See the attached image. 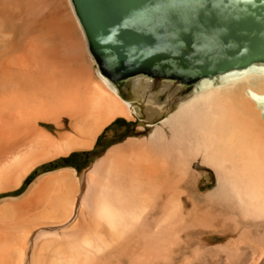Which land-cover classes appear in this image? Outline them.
<instances>
[{"label": "bare ground", "instance_id": "6f19581e", "mask_svg": "<svg viewBox=\"0 0 264 264\" xmlns=\"http://www.w3.org/2000/svg\"><path fill=\"white\" fill-rule=\"evenodd\" d=\"M66 158L0 199V264H264V62L116 82L76 0H0V196Z\"/></svg>", "mask_w": 264, "mask_h": 264}, {"label": "water", "instance_id": "95a60500", "mask_svg": "<svg viewBox=\"0 0 264 264\" xmlns=\"http://www.w3.org/2000/svg\"><path fill=\"white\" fill-rule=\"evenodd\" d=\"M103 71L188 88L264 62V0H76Z\"/></svg>", "mask_w": 264, "mask_h": 264}, {"label": "rangeland", "instance_id": "374dc122", "mask_svg": "<svg viewBox=\"0 0 264 264\" xmlns=\"http://www.w3.org/2000/svg\"><path fill=\"white\" fill-rule=\"evenodd\" d=\"M88 53L90 54V50L89 49H88ZM96 66L99 68L98 63H96ZM189 90L190 89H187L183 93V95H186L189 92ZM123 92H124L125 98L130 99V100L131 99H134V98H132L131 92L133 93V91H132V88L131 87L130 88L129 87L128 88L125 87L123 89ZM137 105H139V106H141V107H143L145 109V103L144 102L140 101ZM141 123L143 125H146L147 124L143 120L129 121V120L124 119V118H119L116 121H114V123L111 124L110 126H108V128L106 129V131L100 137V141L97 144L95 150H93V151H85V152H83L82 154H79V155L78 154H75L77 157H80V156L82 157V165H81L82 167H79L80 171H83L86 167L90 166L92 164V162L97 158V156L103 150H105L107 147H109L110 145H113V143L116 144L118 142H121V141L126 140L127 138L133 136L136 133L138 127L141 125ZM117 139H119V140H117ZM76 156H73L71 159L74 160L73 158L76 157ZM63 164L64 165H69L70 164V159H67L66 158L64 160V163H61V161L58 160V161H54V162L48 164L46 167L43 166L40 170H38V171H36V172L33 173V175L28 179L29 182L27 181L26 184L23 186V188L17 190L14 193L4 194V195L0 196V199H3L5 197H11V195L12 196L13 195L14 196H19V195L23 194L27 190L29 184L34 179H36L38 177V175L42 174V172L44 173V172H48V171H52V170L59 169V168H61L63 166Z\"/></svg>", "mask_w": 264, "mask_h": 264}]
</instances>
